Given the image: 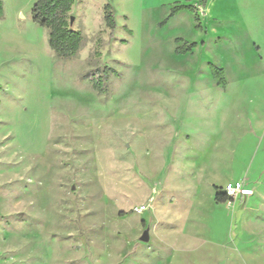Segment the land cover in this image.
<instances>
[{
  "label": "rangeland",
  "instance_id": "374dc122",
  "mask_svg": "<svg viewBox=\"0 0 264 264\" xmlns=\"http://www.w3.org/2000/svg\"><path fill=\"white\" fill-rule=\"evenodd\" d=\"M0 1V264H264V0H75L66 60Z\"/></svg>",
  "mask_w": 264,
  "mask_h": 264
},
{
  "label": "trees",
  "instance_id": "16d2710c",
  "mask_svg": "<svg viewBox=\"0 0 264 264\" xmlns=\"http://www.w3.org/2000/svg\"><path fill=\"white\" fill-rule=\"evenodd\" d=\"M190 2V0H186ZM201 6L205 7L207 0H199ZM75 0H37L31 8L32 22L43 29L49 31L48 46L50 50L59 59H72L78 54L82 43L83 36L79 31H74L70 28V12ZM181 11L193 12L194 8L190 5H175L170 9L168 18L160 23L163 26L169 19L177 15ZM3 4L0 1V19L3 17ZM103 21L106 29L109 30L110 35L115 30V20L112 7L109 4L103 6ZM197 21V18H196ZM181 39H177L176 43H182ZM195 44L183 43L175 49V55H186L193 51ZM211 75L217 87L225 88L226 79L222 69L210 65ZM112 72L104 68L93 72L90 79L93 91L103 93L106 91V83L108 77ZM214 200L216 203H225L228 201L227 197L215 188Z\"/></svg>",
  "mask_w": 264,
  "mask_h": 264
},
{
  "label": "built area",
  "instance_id": "2783aa9c",
  "mask_svg": "<svg viewBox=\"0 0 264 264\" xmlns=\"http://www.w3.org/2000/svg\"><path fill=\"white\" fill-rule=\"evenodd\" d=\"M222 193L227 197L228 201H237L253 195V191L246 188L241 181L227 184Z\"/></svg>",
  "mask_w": 264,
  "mask_h": 264
},
{
  "label": "water",
  "instance_id": "95a60500",
  "mask_svg": "<svg viewBox=\"0 0 264 264\" xmlns=\"http://www.w3.org/2000/svg\"><path fill=\"white\" fill-rule=\"evenodd\" d=\"M72 22V20H70V23ZM140 241L143 243H147L149 241V237H148V230H145L140 238Z\"/></svg>",
  "mask_w": 264,
  "mask_h": 264
},
{
  "label": "crops",
  "instance_id": "0c3cea01",
  "mask_svg": "<svg viewBox=\"0 0 264 264\" xmlns=\"http://www.w3.org/2000/svg\"><path fill=\"white\" fill-rule=\"evenodd\" d=\"M173 2H180V1H173ZM172 2V3H173ZM185 2L187 3V4H177V5H188V3L189 2H187L186 0H185ZM172 3H169V5H171ZM208 5H209V3H208ZM208 5H207V7H206V9L208 8ZM206 6V5H205ZM246 199V198H245Z\"/></svg>",
  "mask_w": 264,
  "mask_h": 264
}]
</instances>
